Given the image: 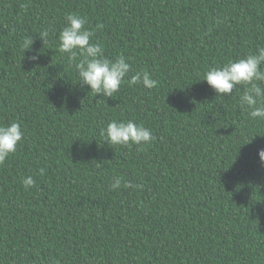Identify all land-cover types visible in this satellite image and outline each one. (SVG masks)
I'll return each mask as SVG.
<instances>
[{
    "label": "trees",
    "instance_id": "16d2710c",
    "mask_svg": "<svg viewBox=\"0 0 264 264\" xmlns=\"http://www.w3.org/2000/svg\"><path fill=\"white\" fill-rule=\"evenodd\" d=\"M69 13L132 66L113 98L58 51ZM259 47L264 0H0V123L24 132L0 164V264H264V120L200 81ZM140 70L155 87L129 86ZM129 120L155 139L104 143Z\"/></svg>",
    "mask_w": 264,
    "mask_h": 264
},
{
    "label": "clouds",
    "instance_id": "9594fccd",
    "mask_svg": "<svg viewBox=\"0 0 264 264\" xmlns=\"http://www.w3.org/2000/svg\"><path fill=\"white\" fill-rule=\"evenodd\" d=\"M85 24L84 18L69 13L58 36V51L68 54L70 60H74L79 51L84 59L75 65L78 70V83L81 86H88L94 97L113 98L128 78L132 66L123 55L114 60L104 57L102 46L92 42L93 31L86 28ZM38 36L43 44L47 42V31L41 32ZM32 43V38L25 40L24 52L30 49ZM39 55L37 53L30 59L36 61ZM200 81H206L214 90L216 97L222 98L232 96L233 90L241 87L243 91L239 95L240 107L250 110L248 112L250 118L264 120V47H259L255 53L243 58L229 60L222 66L208 69ZM127 82L129 86L139 84L146 89H152L156 84L150 74L143 70L135 72ZM100 136L104 143L118 146H143L155 139L150 129L133 120L111 121L100 129ZM23 138L24 132L19 122L0 123V164L17 151V146ZM251 140L243 144L250 143ZM258 156L260 162L264 164V149L258 151ZM22 183L27 189L35 185V180L28 176L23 178ZM121 183L120 177H113L110 187L112 190L118 189ZM124 186L135 187L131 181L124 182Z\"/></svg>",
    "mask_w": 264,
    "mask_h": 264
}]
</instances>
